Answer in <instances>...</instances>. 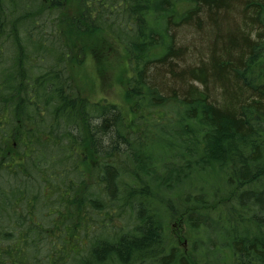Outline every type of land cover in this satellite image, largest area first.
I'll list each match as a JSON object with an SVG mask.
<instances>
[{
	"label": "trees",
	"instance_id": "1",
	"mask_svg": "<svg viewBox=\"0 0 264 264\" xmlns=\"http://www.w3.org/2000/svg\"><path fill=\"white\" fill-rule=\"evenodd\" d=\"M63 8L0 0V264H264V0H79L128 55L129 121L78 93ZM206 175L225 215L189 213L181 252L156 202Z\"/></svg>",
	"mask_w": 264,
	"mask_h": 264
},
{
	"label": "rangeland",
	"instance_id": "2",
	"mask_svg": "<svg viewBox=\"0 0 264 264\" xmlns=\"http://www.w3.org/2000/svg\"><path fill=\"white\" fill-rule=\"evenodd\" d=\"M63 4L67 20L65 29L69 26L72 30L70 33L64 31L70 50V61L67 62V69L78 93L91 101H106L116 104L121 109L125 119L131 120L133 117L132 104L126 97V84L130 71L128 55L124 47L116 43L105 32L87 31L79 36L73 25L74 20L79 17V0H63ZM86 30L80 29L81 32ZM178 32L179 29L173 30L177 36V42L189 46L187 52L190 51V53L186 55V61L189 62L193 56V48L189 44L193 43L198 47V37L192 32L188 34L187 29ZM205 177L209 180V184L212 183L210 188H206V181L201 180L199 182H203V190L188 188L180 191L181 189H178L169 197H165L162 202H156L163 215L165 242L168 245L177 246L181 252L191 251V243L197 235V232L190 227L187 221L189 213L210 215L216 218L215 221L225 215L223 207L225 196L222 200L216 197L215 192L218 190L214 188L213 179L208 175ZM187 192H191V196L203 192L207 194L205 206L201 207L195 203L186 202L183 198ZM168 200L171 209H169L170 212H165ZM219 211H222V216H217ZM192 255L194 260L201 264L200 257Z\"/></svg>",
	"mask_w": 264,
	"mask_h": 264
}]
</instances>
